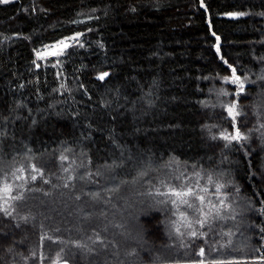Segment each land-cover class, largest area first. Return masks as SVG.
I'll return each instance as SVG.
<instances>
[{
    "label": "trees",
    "instance_id": "16d2710c",
    "mask_svg": "<svg viewBox=\"0 0 264 264\" xmlns=\"http://www.w3.org/2000/svg\"><path fill=\"white\" fill-rule=\"evenodd\" d=\"M201 261L264 263V0L0 2V264Z\"/></svg>",
    "mask_w": 264,
    "mask_h": 264
},
{
    "label": "snow or ice",
    "instance_id": "6c2138e0",
    "mask_svg": "<svg viewBox=\"0 0 264 264\" xmlns=\"http://www.w3.org/2000/svg\"><path fill=\"white\" fill-rule=\"evenodd\" d=\"M0 2L7 3V2H9V0H0ZM217 39H219V38H217ZM61 43L63 44L64 47H67V44H64L63 42H61ZM217 50H219V49H217ZM53 54H56V53H53ZM38 55H40V54L38 53ZM233 75H234L233 82L234 83H239L240 90L242 91L244 85H243V83L240 82L239 77H235V70L234 69H233ZM105 76H107V73H103L99 77V79L103 80ZM227 111H228L229 115L232 116L233 119H235L236 115H238V113L236 112V105L235 104H232V105L228 106ZM222 138L224 140H227V141L231 142L233 140L239 141V140L243 139L244 137L241 136V133L237 129L235 131V134H233V135H224ZM35 178L36 177H33V179H35ZM9 187L10 186L5 185L4 191L5 192L9 191ZM220 187H222V185L217 187V191H219ZM158 194H160V193L158 192ZM164 195H167V196L175 198V199H173L171 201V203L176 204V205H185L188 208H193L194 207V205L189 202V199H188L189 197H194L195 199L199 200L201 204H203L204 201H205V197L203 195H198L193 190V188H191V187H188L187 189L181 188L179 190L170 187L168 192L164 193ZM196 210L201 212V213H203L205 219L198 220L197 223H199L201 226H204L207 223V219L206 218L208 216V213H205L203 211V208H197ZM181 216L185 217V214L181 213ZM190 235L192 237H196L198 234H197V232L193 231V232L190 233ZM49 239H51V238H49ZM203 254H204V250H203V248H201L200 252H199V255L202 256ZM200 264H203V262L201 261ZM214 264H224V262L223 261H219V262H214Z\"/></svg>",
    "mask_w": 264,
    "mask_h": 264
},
{
    "label": "rangeland",
    "instance_id": "374dc122",
    "mask_svg": "<svg viewBox=\"0 0 264 264\" xmlns=\"http://www.w3.org/2000/svg\"><path fill=\"white\" fill-rule=\"evenodd\" d=\"M14 2V0H9V2H7V3H3V4H5V5H7V4H11V3H13Z\"/></svg>",
    "mask_w": 264,
    "mask_h": 264
},
{
    "label": "water",
    "instance_id": "95a60500",
    "mask_svg": "<svg viewBox=\"0 0 264 264\" xmlns=\"http://www.w3.org/2000/svg\"><path fill=\"white\" fill-rule=\"evenodd\" d=\"M57 54V52H55ZM56 54H53V55H56Z\"/></svg>",
    "mask_w": 264,
    "mask_h": 264
},
{
    "label": "built area",
    "instance_id": "2783aa9c",
    "mask_svg": "<svg viewBox=\"0 0 264 264\" xmlns=\"http://www.w3.org/2000/svg\"><path fill=\"white\" fill-rule=\"evenodd\" d=\"M264 264V263H263Z\"/></svg>",
    "mask_w": 264,
    "mask_h": 264
}]
</instances>
